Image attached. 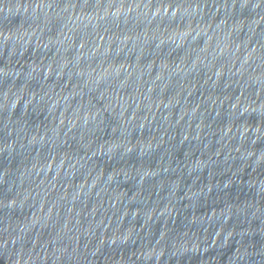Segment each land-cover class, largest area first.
<instances>
[{"label":"water","instance_id":"water-1","mask_svg":"<svg viewBox=\"0 0 264 264\" xmlns=\"http://www.w3.org/2000/svg\"><path fill=\"white\" fill-rule=\"evenodd\" d=\"M0 264H264V0H0Z\"/></svg>","mask_w":264,"mask_h":264}]
</instances>
